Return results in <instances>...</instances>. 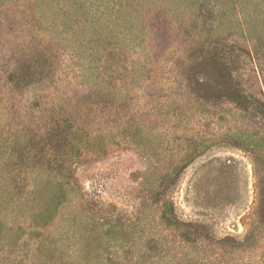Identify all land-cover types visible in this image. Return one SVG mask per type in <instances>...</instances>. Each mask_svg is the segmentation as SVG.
<instances>
[{
    "label": "rangeland",
    "instance_id": "rangeland-1",
    "mask_svg": "<svg viewBox=\"0 0 264 264\" xmlns=\"http://www.w3.org/2000/svg\"><path fill=\"white\" fill-rule=\"evenodd\" d=\"M0 264H264V0H0Z\"/></svg>",
    "mask_w": 264,
    "mask_h": 264
}]
</instances>
